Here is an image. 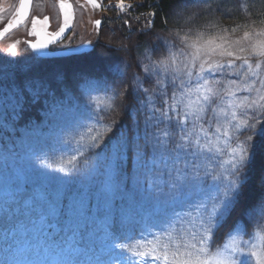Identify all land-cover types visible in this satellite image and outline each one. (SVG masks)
Segmentation results:
<instances>
[{"label":"snow or ice","instance_id":"snow-or-ice-1","mask_svg":"<svg viewBox=\"0 0 264 264\" xmlns=\"http://www.w3.org/2000/svg\"><path fill=\"white\" fill-rule=\"evenodd\" d=\"M31 3L32 0H19L17 18L8 23L0 37L24 22ZM87 3L100 8L97 0ZM211 4L212 0H177L170 13L173 30L169 32L170 39L163 41L162 54L153 59L152 52L146 51L141 61L144 78L152 80L153 87L145 88L140 75L132 78L131 88L137 102L150 113L144 122L145 152L148 129L153 124L157 128L162 124L160 134H153L157 146L174 154L171 168L147 184L148 191L166 207L150 223L142 225L134 237H122L114 226L106 230L100 238V255L83 237L78 240L75 236H44L41 247L46 264H250L251 260L264 264V222L257 223L255 242L244 240L240 232L234 231L222 244L213 243L216 230L244 195V170L254 156L253 141L256 136H264V127L257 128L264 124V27H258L256 20L230 28L221 25L215 14L231 19V9L223 4L213 9ZM201 5L206 9L203 14L191 10ZM117 7L123 11L124 0H119ZM59 8L67 27L71 5L61 0ZM40 23L46 25L48 18L43 22L34 19L30 34L39 35L36 26ZM100 23L95 22L97 28ZM164 23L167 25L170 20L165 18ZM259 24L264 25V20ZM64 30L61 27L49 40L30 47L43 51ZM11 47L15 51L16 45ZM128 93V87L114 89L109 99L123 103ZM157 98L161 107L154 102ZM9 100L4 98L6 108ZM11 106L22 112L19 94L11 98ZM107 110L109 115L115 112L114 103H109ZM104 119V111L94 109L93 114L85 117L90 123L81 122L75 135L61 141L71 149L67 158L53 162L32 153V158L39 162L37 167L65 177L80 173L82 166L88 169L87 153L99 148L117 123L112 119L105 124ZM136 124L138 130L139 121ZM6 127L5 121L0 120V128ZM245 130L249 134L242 139ZM128 145L129 138L121 131L110 142V155L103 154L108 161L105 191L115 189L112 165ZM138 155L143 161L141 167L155 172V156L149 161L139 150ZM96 156L99 159L101 153ZM99 168L100 163L91 165L93 171ZM8 187L9 200L0 204V227L6 237L15 233L8 227L10 200L17 197L20 185L17 180H10ZM82 210V202L74 203L70 209L77 216ZM256 211L264 221V202Z\"/></svg>","mask_w":264,"mask_h":264},{"label":"rangeland","instance_id":"rangeland-1","mask_svg":"<svg viewBox=\"0 0 264 264\" xmlns=\"http://www.w3.org/2000/svg\"><path fill=\"white\" fill-rule=\"evenodd\" d=\"M17 3L18 0H0V32L10 21L17 18ZM101 3L104 7L94 9L93 12L95 13L90 14H85L80 7L81 10L76 16V27L73 34L60 46L61 48L78 45L86 40L92 43V48L105 45V42L94 35L95 18H104V33L115 35V32L120 31L116 21L118 15L128 12L135 21V15L145 0H124L125 8L123 11L117 7L119 0H101ZM47 12H49L48 15H50L54 25L57 26L60 17L55 3L52 0H36L33 15L42 13L43 16H46ZM262 20L264 17L256 20L258 27H264V25L259 24V21ZM30 22L31 20L6 37L0 38V82L2 84L0 86V120L6 121L5 113L11 107V98L16 94L20 96L24 90V84H8L6 74L10 72L13 73V71L21 68L24 69L25 73L42 72L44 65H46L52 73V76H48L47 79L55 90V95L52 98L44 99L43 119L41 121L35 122L31 126L24 125L18 130L17 140L20 149L14 151L0 150V204L9 200L11 190L8 183L10 180H17L20 185L17 197L10 200L11 211L8 227L15 233L6 237L3 228L0 227V264H46L43 247H41L45 234L58 238L75 236L78 240L82 237L73 226H68L62 230L49 219L50 214L55 212L54 203L50 198L53 196V189L45 188L36 177L32 176V173L43 176L48 173L46 170L37 167L39 162L32 158V153H39L53 162L58 161L61 157L67 158L71 149L62 144L61 141L75 135L81 122L90 123V121H85V117L93 114L94 109L103 110L107 108L109 103H113L105 93L98 94L96 90L84 89L79 87L77 83H73L72 80L76 73L73 75L70 73L75 70L71 71L70 65L66 63H77L81 57L69 58L68 62H62L43 60L35 54L30 47L33 41V38L30 37ZM134 26L138 30L141 29L139 25H133L132 28L135 29ZM232 26L234 25H227L229 28ZM52 28L54 27L52 26ZM13 44L16 45L15 51L11 47ZM60 62L62 63L60 64ZM67 74H70L67 76V81L71 84L65 81ZM5 97L10 98L7 108L4 104ZM156 106L161 107V102ZM103 123L105 122L103 121ZM163 127L164 125L161 124L157 128L153 124L148 129L146 152L144 128L141 142L137 143L135 148L136 153L139 150V152L147 155L149 160L155 156V172H149L141 165H137L136 169L127 172L117 162H114L112 175L116 187L113 191L108 192L105 191L104 187V181L107 179L108 161L105 160L104 165L98 171L89 169L91 175H97L102 170L105 171L104 177L101 179L104 180L102 191L107 210L106 213L97 216L91 222L92 231L97 237V240L91 244L94 246L97 255L101 254L100 238L104 236L106 230L114 226L122 237H134L142 225L150 223L166 207L159 204L154 193L147 189V184L151 179L159 173H164L172 166L174 154L162 146H157L156 135L160 134V129ZM161 139H163L162 136ZM4 157H7V160ZM96 163L98 162H94V164ZM149 167H152L151 163ZM170 210L169 208L168 211ZM253 218L256 221V226L258 222H264L261 221L258 211L254 212ZM24 231L32 234L29 238H24L23 241L26 246H23L24 242L19 237L24 236ZM148 238L151 239V237ZM249 241L255 242L254 237ZM250 264H255L254 260H251Z\"/></svg>","mask_w":264,"mask_h":264},{"label":"trees","instance_id":"trees-1","mask_svg":"<svg viewBox=\"0 0 264 264\" xmlns=\"http://www.w3.org/2000/svg\"><path fill=\"white\" fill-rule=\"evenodd\" d=\"M176 4L177 0H145L141 8L149 14L155 13L154 24L150 30L131 35L130 30L133 23L128 19V16L120 17L116 20L120 29L118 33L115 32V35L105 34L104 29L101 30L99 38L105 42V45L95 46L91 53L82 56L77 63H66L70 65L71 71L75 70L70 73L72 75L76 73L72 80L73 83H77L81 88L96 90L98 94L105 93L108 97L113 95L114 89L129 88V93L123 103L120 100L113 102L116 108L115 112L109 115L107 108L103 109L105 113L104 122L109 124L112 119H115L117 123L114 125L113 131L103 139L100 148L88 153L90 161L88 169H83L82 166L80 173L67 177L51 172L44 176L32 173V176L36 177L45 188L53 189V196L50 198L54 203L55 212L50 214V220L60 227L73 226L79 229L85 241L94 240L90 223L97 216L106 213L107 210L105 201H103L102 183L104 180L101 179L104 177L105 171L102 170L97 175H91L89 172L91 165L94 162L100 163V167L104 165L103 154L108 153L110 155V142L121 131L127 134L129 145L123 149L117 164L123 170L131 172L137 168V165L143 163L135 148L136 144L141 142L144 122L150 113L147 107L141 108L137 102L131 88L132 78L134 75H140L145 88L151 90L153 87V81L144 78L141 61L144 59L146 51L152 52L153 59L162 54L163 41L170 39L169 32L173 30L170 13ZM221 4L231 9V19L224 18L219 13L215 14V19L224 26L251 22V20L264 17V0H212L211 7L215 9ZM191 10L200 11L202 14L206 11L203 5L199 9ZM165 18L170 20L167 25L164 23ZM58 61L68 62L69 59ZM144 62L147 63V61ZM70 74L65 75V81L69 84L71 83L67 81V76ZM6 75L8 84H24V90L19 96L22 112L20 109L13 110L11 106L5 113L7 127L0 128V150L14 151L20 149L17 140L18 130L24 125L31 126L43 119L44 99L52 98L55 95V90L47 79L48 76H52V73L46 65H44L42 72L25 73L24 69L21 68ZM0 86H2L1 82ZM170 91L171 89H169ZM139 95L140 98L144 97L142 92ZM154 102L157 105L161 101L157 98ZM17 112L20 114L17 115ZM137 121H139L138 130ZM262 127L264 124L257 126L258 130ZM248 134L245 130L241 138H245ZM253 144L255 145L252 149L254 156L244 170L246 173V183L243 185L244 195L241 197L240 204L216 230L214 246L225 242L229 233L234 231L240 232L245 240H251L254 237L253 233L257 229L256 221L253 218L254 210L260 203L264 202V136H256ZM96 153H101L99 159ZM144 159L149 160V157L144 154ZM241 179L243 180L245 177L242 175ZM48 193L50 192L48 191ZM80 202L85 204L81 214L73 215L70 209L74 203Z\"/></svg>","mask_w":264,"mask_h":264},{"label":"flooded vegetation","instance_id":"flooded-vegetation-1","mask_svg":"<svg viewBox=\"0 0 264 264\" xmlns=\"http://www.w3.org/2000/svg\"><path fill=\"white\" fill-rule=\"evenodd\" d=\"M33 1H34V3H36V0H33ZM52 1L55 3V5H56V10H57L58 15H59V17H60L59 24H58L59 26H58V25H57V26L54 25V23H53L52 20L50 19V15H48L49 12L46 13V16H43L42 13H40L39 15H37V14L33 15V11H32V13H30V17H29V19H27V20L25 21V23H24V24H26V23H28V22L31 20V22H30V23H31V26L29 27V29H30V33L32 32V21H33L34 19H37V20L43 22V21H44V17H47V18H48V23H47L46 25L43 24V23L37 24V26H36V31H37L39 34L45 32V33L51 35V34H54V33L58 32V31L60 30L61 27L65 26V25H64V16H63V13L61 12V10H60V8H59V4H60L61 0H52ZM64 2L67 3V4H69V5H71V19H70L68 25H71V26H72V30H71V32H70V35L66 38V40H64L62 43L58 44V46L56 45V47H53L54 50H64V49H67V48H69V47L77 46V45H71V46H67V47L65 46V47H62V48L60 47V46H61L63 43H65V42L71 37V35L73 34V31H74V29H75V27H76V16H78V15H77V14H78V11L81 10L80 7L82 8V10H83V12H84L85 14H90V13H92V12L94 11V9H95V8L92 7L91 4L87 3V0H64ZM97 3H100V0H97ZM18 7H19V0H18V3H17V6H16V10L18 9ZM33 8H34V7H33ZM54 9H55V8H54ZM95 10H96V9H95ZM93 13H95V12H93ZM98 19H99V18H98ZM98 19L95 18V21H94V22H96ZM94 25H96V24L94 23ZM21 26H22V25H21ZM21 26H20V27H21ZM52 26H53L54 28H52ZM20 27H17L16 29H14V31H16L17 29H19ZM14 31H13V32H14ZM30 37L33 38V41H32V43H31V44H33L34 41H36L38 35H36V36L34 35V37H33V35L31 34ZM86 42H87V40L84 41V42H82V43H80V44H78V45H81V44L86 43Z\"/></svg>","mask_w":264,"mask_h":264},{"label":"water","instance_id":"water-1","mask_svg":"<svg viewBox=\"0 0 264 264\" xmlns=\"http://www.w3.org/2000/svg\"><path fill=\"white\" fill-rule=\"evenodd\" d=\"M30 8H31V5H30ZM29 14H30V9H29L27 17L29 16ZM15 27H17V26H15ZM15 27H13V28H15ZM64 28H65V30L63 31V33L59 37H57L54 42L48 43V46H47L46 49H44L43 51H36V52H38L40 55H42L43 57H46V58L65 57V56H71V55H77V54L83 53L85 51V49L83 47H86L87 45L76 47V48H73V49H69V50L63 51V52H54V53L50 52V49H49L50 46H52L53 44L59 43L60 41H62L69 34V32L71 30V26L64 27ZM6 33H4V35ZM50 38L51 37H49V38L48 37H43V36L41 37V35H40L39 36V41L37 43L45 42V41L49 40Z\"/></svg>","mask_w":264,"mask_h":264},{"label":"built area","instance_id":"built-area-1","mask_svg":"<svg viewBox=\"0 0 264 264\" xmlns=\"http://www.w3.org/2000/svg\"><path fill=\"white\" fill-rule=\"evenodd\" d=\"M146 10H142L136 13L135 15V21L133 20V18H128L133 25H139L141 27V29L139 30H144L146 28L149 27V21H153V16H151ZM121 16L119 15L118 18H120ZM137 23V24H136ZM134 28H132L130 30V33H135L136 31H138V28L136 26H134Z\"/></svg>","mask_w":264,"mask_h":264},{"label":"bare ground","instance_id":"bare-ground-1","mask_svg":"<svg viewBox=\"0 0 264 264\" xmlns=\"http://www.w3.org/2000/svg\"><path fill=\"white\" fill-rule=\"evenodd\" d=\"M34 4H35V3H34V1H33V6H32V9H31V13H32V11H33ZM69 35H70V33L65 37L64 40H66V38H67ZM64 40H63V41H64ZM57 46H58V45H57ZM55 47H56V46H55ZM69 48H72V47H69ZM67 59H68V58H67ZM254 212H257L256 209L254 210Z\"/></svg>","mask_w":264,"mask_h":264}]
</instances>
